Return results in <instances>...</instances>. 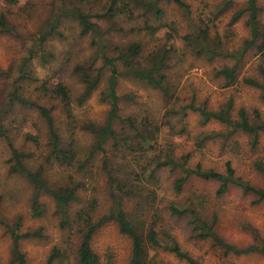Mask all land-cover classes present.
<instances>
[{
    "label": "rangeland",
    "instance_id": "obj_1",
    "mask_svg": "<svg viewBox=\"0 0 264 264\" xmlns=\"http://www.w3.org/2000/svg\"><path fill=\"white\" fill-rule=\"evenodd\" d=\"M143 1H155L154 5L160 12L140 4V0H129L128 11L121 9L124 11L120 10L112 22L93 17L100 26L99 36L82 33L76 19L63 16L58 28L61 34L49 37L40 47L35 41L61 12L58 0H18L16 4L0 0V15L5 14L16 31L0 32V68L11 73L10 77H0V106L12 90V81L21 63L31 50H35L30 65L38 79L30 83L25 93L52 108L62 143L67 144L73 137L78 159L72 165L47 160L50 153L48 126L37 110L21 105L14 106L8 121L13 144L27 154L29 166L44 170L45 177L52 184H79L80 199L74 203L73 209L96 198L99 213H107L112 206L110 184L102 168V152L93 149L97 137L90 129L105 125L111 109L110 101L104 97L112 69L105 63L104 56L113 58L119 71H123V61L115 58L126 52L131 44L141 46L137 60L143 65L152 52L164 46L172 49L171 67L166 70L172 97L168 101L159 89L134 76L122 74L117 85L120 117L142 119L149 116L162 124L161 144L166 145V139H172L176 156L191 153V166L201 163L205 168L225 171L226 163L230 161L238 176L253 185H264V176L255 167L256 161H264V132L259 143L253 145L249 134L232 130L231 126L215 119L203 124L199 111L189 108L190 104H195L219 110L231 105L234 118H238L241 108L251 119L256 112L264 118L261 90L243 81L244 77L262 79L260 66H264V52L255 46L246 48L247 40L251 38L248 13L244 12L234 20L237 12L246 7L247 0H232L226 10H221V7L227 0H181L184 5L175 0ZM257 3L264 25V0H257ZM102 6L103 3L96 4L91 11L101 13ZM146 24L160 29L154 34L144 30L133 31V28ZM206 27L209 45L217 47L213 55L198 54L185 39L186 36L196 38ZM233 65H238V80L227 86L218 70ZM79 67H86L92 74L101 73L97 87L82 101L86 84L82 81ZM45 81L50 88L62 82L70 89L72 118L68 117L61 99L40 93L38 88ZM170 107L187 112L184 116L186 133L171 136L173 132L167 122L172 121L176 128H180L182 123L177 122V115L167 116L166 110ZM114 127L124 131L126 124L117 119ZM204 134L213 136L202 140ZM28 135L36 136L37 142ZM109 147L110 142L106 145ZM11 156L8 141L0 138V264H10L13 258V237L8 226L16 227L19 233L41 232V236L23 238L19 242L28 264H46L55 247L64 249L66 253L65 259L55 264H76L79 235L62 226L61 214L51 195L40 192L36 198L34 185L24 175L10 170ZM180 176L179 169L160 170L161 188L153 203V210L159 215L155 226L160 236L170 240L166 236L170 234L203 264H264V254L260 252L226 253L211 238H196L189 216H175L169 207L171 203L186 207L192 200L200 201L203 215L216 217L217 233L226 242L245 247L264 242V201L256 204L254 195L244 194L236 187L219 196L216 181H204L198 177L190 178L183 191L177 193L174 182ZM35 202L42 204V215L35 213ZM137 202V197H127L126 211L133 213ZM152 218L153 211L147 210V225ZM92 247L100 255L101 264L130 262L132 239L123 234L115 222L107 223L96 232ZM150 257L152 264H189L164 248H151Z\"/></svg>",
    "mask_w": 264,
    "mask_h": 264
},
{
    "label": "trees",
    "instance_id": "obj_2",
    "mask_svg": "<svg viewBox=\"0 0 264 264\" xmlns=\"http://www.w3.org/2000/svg\"><path fill=\"white\" fill-rule=\"evenodd\" d=\"M7 1L10 4L18 3V0ZM128 1L58 0L61 12L56 15L53 21L49 22L48 28L41 33L35 44L38 43L41 47L43 42L47 41L49 37L60 35L61 32L58 28L63 16L76 19L82 27V33H94L99 36L100 26L98 22L93 21V17L105 18L112 22L121 13V9L128 11ZM231 1L227 0L221 10H226ZM175 2L179 5H184L181 0H175ZM101 3L104 5L101 8V13L91 11L94 9V5ZM154 3L155 1L146 2L140 0V4L146 5L149 9L152 8L156 13L160 12V9ZM244 12L248 13L247 24L251 31V38L247 40L246 48L255 46L258 51L264 52V25L260 19V8L257 0H247L246 7L237 12L234 20ZM170 28L175 30L173 25H170ZM159 29V27L146 24L133 28V31L137 30L140 32L144 30L154 34ZM0 32H16L14 25L5 14L0 15ZM208 32L209 30L206 27L200 30L196 38L192 36L185 37L189 46L198 54L213 55L217 51V47L212 48L208 43ZM103 45H106L105 41H103ZM171 52V48L163 46L152 52L146 59V64L143 65L137 60V57L141 54V46L138 43H133L127 48L126 52L119 54L115 58L123 61L125 66L123 71H119L118 65L114 63L113 58L104 56L105 63L110 65L112 69L104 97V99L110 101L111 109L105 125L94 126V128L90 129L95 132L97 137L93 149L102 152V168L110 184L112 206L107 213H99V201L96 198H92L83 206L73 209L74 203L80 199L79 184L75 182L64 185L52 184L45 177L42 168L33 169L28 165L26 162L27 154L19 150L12 142L8 121L12 116L14 106L21 105L33 108L44 118L50 133V153L47 155V160L56 161L61 165H72L78 159L75 139L72 137L67 144L62 143L61 136L55 126L52 108L27 96L25 93L30 83L38 79L30 65L35 50H31L30 55L21 63L12 81V90L8 93L6 102L0 106V138L7 140L11 149L10 170L13 173L24 175L34 185L37 193L36 198L40 192L47 193L53 197L61 214L62 226L79 235L80 240L75 255L76 264H101L100 255L94 251L92 242L96 232L109 222L117 223L120 231L132 239V255L129 264H152L150 261L151 248H164L174 253L178 258L186 260L189 264H203L189 251L182 248L170 234L166 235L170 240L163 239L155 226L159 215L156 210H153V203L158 195V190L161 188V169L180 170L181 176L174 182V189L177 193L183 191L190 178L198 177L204 181H216L219 184L216 191L219 196L227 193L232 187H236L240 188L244 194L254 195L256 204L264 201V185H253L238 176L230 161L226 163L225 171L205 168L201 163L191 166L189 165L191 153L179 157L176 156L175 142L172 139L167 138L165 141L166 145L161 144L162 124L152 120L149 116H145L142 119L120 117V96L117 93V85L122 74L134 76L159 89L167 100L172 97L166 74V70L171 67ZM43 57L46 56L43 54ZM237 68L238 65H233L224 66L218 70V74L226 80L227 86L233 85L238 80ZM79 70H82V81L86 84V90L81 98L82 101L97 87L101 73L98 71V73L92 74L86 67H79ZM260 73L262 79L244 77L243 81L259 88L261 90V98L264 100V66L262 65L260 66ZM10 76L9 70L0 68V77ZM38 90L46 96L61 99L68 117H73L71 91L65 84L58 82L50 88L48 82L45 81ZM189 108L193 111H199L203 124L215 119L227 126H231L232 130H241L249 134L253 145L259 143L260 137L264 132V118L259 112H256L254 119H251L244 108L239 110L238 118H234L231 114V105L219 110L209 109L207 105L197 106L195 104H190ZM166 111L167 116L177 115V122L182 123L180 128H176L175 123H172V121L167 122L170 123L169 128L173 132L171 136L176 135L174 133H186L184 116L187 115V112H185V109L181 111L175 107H170ZM117 119L126 124L124 131H118L114 127ZM212 136V134H204L202 140ZM28 137L36 142L38 140L36 136L28 135ZM109 142L110 147L106 148ZM255 167L264 176V161H256ZM127 197L138 198L136 209L133 213H128L124 207ZM197 200L199 199L197 198ZM200 203V201L195 202L192 200V203L186 207H181L175 203H171L169 207L171 213L175 216H189V222L193 225L192 231L196 238H211L226 253L243 254L257 251L264 254V242L260 245L253 244L245 247L226 242L215 229L216 217H205ZM42 207V204L35 202L34 210L37 215H42ZM147 210L153 211V218L148 225L146 224ZM8 228L13 237V258L10 264H28L25 253L20 249L19 242L23 238L41 236V232L27 231L19 233L14 226H8ZM65 254L64 249L55 247L46 264L62 262L65 259ZM154 264L163 263L155 262Z\"/></svg>",
    "mask_w": 264,
    "mask_h": 264
}]
</instances>
